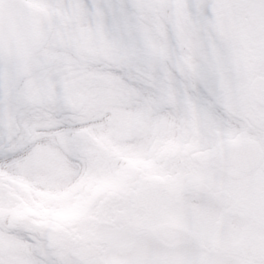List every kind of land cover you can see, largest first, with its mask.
<instances>
[{"label": "snow or ice", "instance_id": "snow-or-ice-1", "mask_svg": "<svg viewBox=\"0 0 264 264\" xmlns=\"http://www.w3.org/2000/svg\"><path fill=\"white\" fill-rule=\"evenodd\" d=\"M0 264H264V0H0Z\"/></svg>", "mask_w": 264, "mask_h": 264}]
</instances>
